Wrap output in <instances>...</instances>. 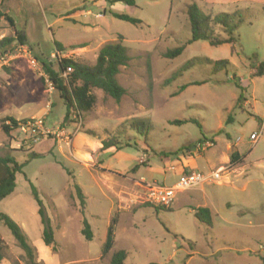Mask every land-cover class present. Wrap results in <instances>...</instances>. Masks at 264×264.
I'll list each match as a JSON object with an SVG mask.
<instances>
[{"label": "rangeland", "instance_id": "1", "mask_svg": "<svg viewBox=\"0 0 264 264\" xmlns=\"http://www.w3.org/2000/svg\"><path fill=\"white\" fill-rule=\"evenodd\" d=\"M194 3L206 15L229 14L231 26L238 24L236 43L187 44V8ZM110 10L141 23L118 20ZM0 12L15 24L0 19V40L13 36L14 29L26 38L25 46L14 43L0 54V156L24 163L29 153L41 155L17 174L16 188L0 202V212L23 229L35 248H43L44 225L32 187L37 190L56 249L36 252V264H110L119 250L128 254L125 264H264V75L255 76L264 62V0H135L113 8L106 0H0ZM215 36L226 35L218 28ZM120 40L130 57L117 75L126 94L118 103L93 89L94 109L81 122L75 117L64 121L66 107L41 62L55 70L65 58L94 66L100 49ZM181 46L185 49L178 57H164ZM207 58L230 65L216 71ZM7 117L41 120L38 142L18 129L6 134L2 123ZM132 120L143 123L142 132L131 129ZM177 120L186 123L172 124ZM261 129L252 145L251 134ZM111 137H118L123 148L102 152V142ZM211 138L217 149L237 144L245 157L241 174L230 175L222 186L206 187L215 205L212 226L195 217L194 200L175 203L171 210L150 207L146 184L171 186L172 174L146 167L167 170L182 153L192 156L189 149ZM210 149L204 155L215 147ZM75 184L86 198L92 241L81 233ZM116 214L115 244L102 258ZM0 237L6 244L0 264H28L2 222Z\"/></svg>", "mask_w": 264, "mask_h": 264}, {"label": "trees", "instance_id": "2", "mask_svg": "<svg viewBox=\"0 0 264 264\" xmlns=\"http://www.w3.org/2000/svg\"><path fill=\"white\" fill-rule=\"evenodd\" d=\"M110 7L115 5L117 2H126L129 5H134L135 0H106ZM113 17L118 20L129 22L131 24L137 25L141 21L132 18L125 14H119L110 10ZM187 15L191 24V38L187 44H191L196 41H207L211 46H220L224 44H235L236 38L234 37L233 31L238 28V24L231 26L233 23V18L226 13H221L216 16L211 14H205L197 4H191L187 8ZM6 18L10 25L15 28L14 21L11 17L0 12V19ZM219 28L226 35L225 37L215 36L217 29ZM122 40L120 42H113L105 44L99 51L96 64L94 66L83 65L71 58L60 59L58 63V70L53 69V65L47 62H41L44 73L46 74L52 87L59 92L61 99L66 107V114L64 121L70 118L80 119L87 112L94 109L96 104V97L92 94L93 89L102 91L105 95L113 98L116 102H120L123 96L126 94V89L121 86L117 80V75L119 74L120 67L126 66L130 57L128 55V50L122 45ZM18 44L20 46L26 45L25 35L14 29V35L9 37H4L0 40V54L4 55V52L8 50L12 44ZM56 48H61L60 44L54 43ZM185 46L178 47L164 54L167 59H173L178 57L184 51ZM207 63L213 65V69L216 71L226 70L230 65L228 60L213 61L211 59H205ZM71 68L72 71L69 73L67 78L62 77V73ZM264 75V62L258 65L255 76ZM242 96L239 97L237 104L241 103ZM231 120L229 117L228 122ZM27 119L17 120L14 117H7L3 119L2 128L6 134H10L14 129H16L19 124L25 123ZM10 122L11 126L7 125ZM186 121H174L172 124L182 125ZM143 123L139 120L131 121V129L142 132ZM144 132V131H143ZM146 135L145 143L147 144ZM118 137H111L102 142V152L107 150L119 151L123 147L122 142L117 139ZM207 140V139H205ZM125 146H130L126 143ZM40 154L35 152L29 153L28 158L34 159L40 157ZM19 163L17 159L12 155L0 156V202L10 196L16 188V176L17 174L23 173V167L25 163ZM242 161V157L238 152H232L230 157L231 165L238 164ZM135 167L133 170H135ZM76 191V197L81 206L82 214V235L86 241H92L94 239V234L91 225L85 217V206L86 198L83 194L81 187L78 184L74 185ZM32 195L35 197L37 204L39 206V215L41 216V222L44 225L43 241L47 247L56 249V241L54 232L50 226V221L45 213V208L40 198L37 190L32 187ZM156 210L163 209L164 207L151 205ZM168 210V209H167ZM195 217L201 222L209 227L212 226V215L210 210L207 208H200L195 212ZM0 222H2L8 230L11 232L12 236L16 241V245L24 253L26 261L28 264H36V248L30 243L29 238L24 233L23 229L13 221L8 215L0 212ZM118 222L117 214L112 219L108 231L106 242L102 248V258L106 257L113 249L115 244V226ZM6 249V244L0 237V263L2 262L4 256L3 253ZM128 258V254L125 250H119L112 255L110 264H125ZM157 264V263H151Z\"/></svg>", "mask_w": 264, "mask_h": 264}, {"label": "crops", "instance_id": "3", "mask_svg": "<svg viewBox=\"0 0 264 264\" xmlns=\"http://www.w3.org/2000/svg\"><path fill=\"white\" fill-rule=\"evenodd\" d=\"M223 1H226V0H223ZM113 7H115V5H113L112 8ZM211 140H213L215 143L213 146V147H215V149L210 154L204 155L206 152L210 151L211 149L210 150L208 149L206 151H199L200 153L198 154V152H197L198 150H197V146H196V147H192L191 149H189V151H190L189 153H191L192 156H189L187 153H182L181 157H177L178 160L174 161L173 164L167 168V170H163V169L157 168V167H146L150 171H159L162 173H166V172L169 173L171 171L172 179L170 180V185L172 186V185H174V183H177V181L179 180V177L184 173H187L190 171H199L202 173H206V172H212V171H215L217 169H221V168L231 166L230 157H231V153L234 151L238 152L239 155L242 157V161L238 164L232 165L231 172L229 174L223 175L221 180L213 181V182L209 181V182H206V183H204V184H202L196 188L186 190V191H181V192L177 193L176 199H175L173 205L175 203L178 205L179 204L190 205L188 203H190L191 201L194 200L195 203L197 204L198 209L207 208L210 210V213L212 215V213H213L212 207H215V205L212 202V199L210 197V191L207 190L206 187H210L212 185L213 186H215V185L222 186L223 184H226L229 182L230 175L241 174V170H242L241 166L243 165V163L245 161V157H244L243 153L239 150L237 144L227 143L226 145H224V147L217 149L216 148L217 143H216L215 139L211 138ZM144 155H146V153ZM200 158H202V159L199 160ZM147 162H148V157H147L145 163H147ZM173 167L175 168V171L171 170V168H173ZM135 170L138 171L139 168H136ZM142 179L145 181L144 178H142ZM162 186H164V185H162ZM173 205L171 206V208L173 207ZM171 208L169 210H171ZM216 213H217V211H216ZM46 247L47 246L44 244L43 248H40L39 250L36 248V251L40 252L42 249H46ZM262 260L264 262V256L262 257Z\"/></svg>", "mask_w": 264, "mask_h": 264}, {"label": "built area", "instance_id": "4", "mask_svg": "<svg viewBox=\"0 0 264 264\" xmlns=\"http://www.w3.org/2000/svg\"><path fill=\"white\" fill-rule=\"evenodd\" d=\"M72 71V69L69 67L66 71L62 73L63 78H67L69 73ZM80 118V122H81ZM8 126H11L10 122H7ZM81 126V123H79ZM43 127V122L39 119H29L25 123L19 124V126L16 128L19 131L29 134V136L32 138L34 137V142L37 143L40 137H37L40 133V130ZM15 130V129H14ZM262 133V129L258 133H253L250 136V141L252 145L256 144L260 138V135ZM214 141L211 139L204 140L203 142H199L197 145L198 151H206L214 146ZM172 171H175V168H171ZM231 172V166L217 169L215 171H212L210 173H202L199 171H190L187 173L182 174L179 177V180L177 183H175L173 186H162L158 184H146L148 192L146 195V201L147 203H151L156 206L164 207L166 209L171 208L173 205L177 193L181 191L190 190L193 188H196L206 182H213V181H219L222 179L223 175L229 174ZM145 183V181L143 180ZM262 248V247H261Z\"/></svg>", "mask_w": 264, "mask_h": 264}]
</instances>
